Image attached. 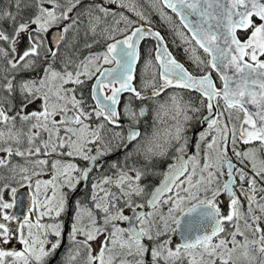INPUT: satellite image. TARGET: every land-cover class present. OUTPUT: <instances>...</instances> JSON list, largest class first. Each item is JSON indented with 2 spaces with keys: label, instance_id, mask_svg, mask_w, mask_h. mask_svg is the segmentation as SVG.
<instances>
[{
  "label": "snow or ice",
  "instance_id": "1",
  "mask_svg": "<svg viewBox=\"0 0 264 264\" xmlns=\"http://www.w3.org/2000/svg\"><path fill=\"white\" fill-rule=\"evenodd\" d=\"M14 4L0 264H264V0Z\"/></svg>",
  "mask_w": 264,
  "mask_h": 264
},
{
  "label": "flooded vegetation",
  "instance_id": "2",
  "mask_svg": "<svg viewBox=\"0 0 264 264\" xmlns=\"http://www.w3.org/2000/svg\"><path fill=\"white\" fill-rule=\"evenodd\" d=\"M155 26V28L157 29V30H159V31H161L162 32V34H164L165 36H166V39L168 40V43H169V48H170V50H172L174 53H176V54H178V57L182 60V62H185L186 63V66H189L190 67V65H188L187 64V62H186V58L183 56V54H182V52L179 50V49H176V47L174 46V44H172V38H171V36L169 35V33L166 31V28L164 27H160V29L159 28H157V27H159V26H157V25H154ZM201 54L203 55V53L201 52ZM139 67V66H138ZM138 70V69H137ZM213 75L215 76V73H213ZM138 82V81H137ZM169 91H171V90H169ZM194 95V94H193ZM149 123H151V119L149 118V120L146 122V123H144V124H142L140 127H141V130H144L145 132H146V134H148L149 132H150V129L147 127V125L149 124ZM124 128L125 129H127V127L125 126V124H124ZM129 148H131V146H129ZM118 156H120L121 158H122V154H117ZM116 157H112V158H110V159H115ZM109 165H107V164H105V165H103L102 166V168L100 169V172H105V170H106V168L108 167ZM151 183H153V184H155V183H158V180H156V179H151ZM90 185V184H89ZM84 191H85V189H80L79 190V192L77 193V195H76V197L77 198H80L81 197V195L84 193ZM130 213L128 212V215H129ZM126 226V225H125ZM178 236H174L173 237V241L174 242H177L178 241ZM63 249H61V251H62ZM59 254H57V256H55L52 260H50L49 261V264H57V261L59 260Z\"/></svg>",
  "mask_w": 264,
  "mask_h": 264
},
{
  "label": "rangeland",
  "instance_id": "3",
  "mask_svg": "<svg viewBox=\"0 0 264 264\" xmlns=\"http://www.w3.org/2000/svg\"><path fill=\"white\" fill-rule=\"evenodd\" d=\"M0 6H8L9 7V10L10 11H15V4H14V0H13V3L11 4V5H8V3H7V0H0ZM145 7H147V6H145ZM169 14L170 15H173V19L174 20H177L178 21V18L177 17H175V15L174 14H172L170 11H169ZM152 19H153V22L155 23L154 25H157L158 26V24H161V25H163L162 24V22L160 21V19H159V17H157V16H155V15H153V17H152ZM165 28H166V31L168 32V30H167V27L165 26ZM169 33V32H168ZM169 35L171 36V34L169 33ZM171 38H172V36H171ZM177 43H179V41H177ZM149 45L148 44H146L145 45V47H148ZM175 46V45H174ZM176 47V46H175ZM177 49V48H176ZM103 50V46L102 45H97V46H95L93 49H91V51H93V52H98V51H102ZM83 54H87V50L85 51V53H83ZM138 70H137V81L139 82V75H140V70H139V67L137 68ZM137 82V83H138ZM151 119V118H150ZM151 124H152V121H151V123H149L148 125H147V127L150 129V132L152 131V127H151ZM149 132V133H150ZM81 163H83V162H81ZM109 168V166L106 168V170H105V173L106 174H110V173H107V169ZM44 179H47V177H44ZM20 191H26L28 194L30 193V191H31V189H29V188H27V187H22V188H19V191L18 192H20ZM90 191H91V189H90V185L87 187V188H85V191H84V193L81 195V199H84L85 197H86V195H89L90 194ZM10 195L6 192L5 193V199H9L10 200ZM10 211H14V209H12V210H10ZM126 215H128V212L126 211V213H125ZM64 217H62V219H63ZM122 226H125V225H122ZM175 243V242H174ZM54 258V257H53ZM52 258V259H53ZM51 259V260H52Z\"/></svg>",
  "mask_w": 264,
  "mask_h": 264
},
{
  "label": "water",
  "instance_id": "4",
  "mask_svg": "<svg viewBox=\"0 0 264 264\" xmlns=\"http://www.w3.org/2000/svg\"><path fill=\"white\" fill-rule=\"evenodd\" d=\"M125 126L128 127L127 124H125ZM79 190H80V188L77 189L76 193L74 194L75 196L77 195ZM18 195H23L25 197L24 202L27 203V195H28V193L26 191H20V192H18ZM14 211H18V210L14 209Z\"/></svg>",
  "mask_w": 264,
  "mask_h": 264
},
{
  "label": "trees",
  "instance_id": "5",
  "mask_svg": "<svg viewBox=\"0 0 264 264\" xmlns=\"http://www.w3.org/2000/svg\"><path fill=\"white\" fill-rule=\"evenodd\" d=\"M154 24H155V23H154ZM158 26H159V27H157V28H159V29H160V27H163V28L165 27L164 25H161V24H158ZM161 31H162V30H161Z\"/></svg>",
  "mask_w": 264,
  "mask_h": 264
}]
</instances>
